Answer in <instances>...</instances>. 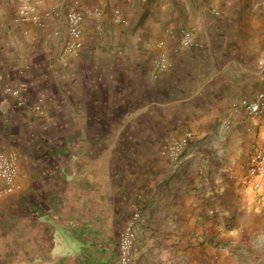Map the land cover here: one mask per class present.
Listing matches in <instances>:
<instances>
[{"label": "crops", "instance_id": "crops-1", "mask_svg": "<svg viewBox=\"0 0 264 264\" xmlns=\"http://www.w3.org/2000/svg\"><path fill=\"white\" fill-rule=\"evenodd\" d=\"M16 7L0 0V151L17 155L0 264H118L136 211V264H262L264 191L242 176L264 116L232 104L264 89V0H41L42 25L15 22ZM71 8L79 57L63 52ZM180 28L195 45L177 46ZM160 51L171 66L157 72ZM21 82L19 103L5 87ZM185 130L173 164L161 147Z\"/></svg>", "mask_w": 264, "mask_h": 264}, {"label": "built area", "instance_id": "built-area-1", "mask_svg": "<svg viewBox=\"0 0 264 264\" xmlns=\"http://www.w3.org/2000/svg\"><path fill=\"white\" fill-rule=\"evenodd\" d=\"M41 0H17V7L14 14L15 22H30L38 25L43 24L44 18L49 12H39L37 6ZM96 17L100 15V10L94 8L88 11ZM117 12V10H116ZM67 37L63 44V52L71 57H79L82 48L81 41V21L82 14L77 9H69L65 13ZM178 47H190L196 44L193 32L186 28H180L175 34ZM174 36V37H175ZM159 47L165 46L163 39L157 41ZM261 72L259 73L261 81L264 83V59L258 60ZM153 67L157 72L166 70L171 66V61L164 51H160L152 61ZM26 84L19 83L17 86H6L5 90L16 97L21 103V91ZM233 110L243 109L247 115L253 119H261L264 116V89L257 91L253 98L243 97L232 104ZM35 109L41 112L39 105ZM191 130H185L179 135L171 136L161 147V154L168 158L173 164L181 162V155L185 147L193 138ZM17 173V155L13 151H0V197L12 192L16 188ZM242 183L249 193H255L259 196L264 191V150H254L248 159V166L242 176ZM254 198H249L247 204H253ZM255 207L257 205H254ZM139 216L138 211L124 224L118 239L117 263L118 264H136L132 255V245L134 240L133 225Z\"/></svg>", "mask_w": 264, "mask_h": 264}, {"label": "rangeland", "instance_id": "rangeland-1", "mask_svg": "<svg viewBox=\"0 0 264 264\" xmlns=\"http://www.w3.org/2000/svg\"><path fill=\"white\" fill-rule=\"evenodd\" d=\"M255 241L258 244L256 254H259L261 263L264 264V232L257 233Z\"/></svg>", "mask_w": 264, "mask_h": 264}]
</instances>
